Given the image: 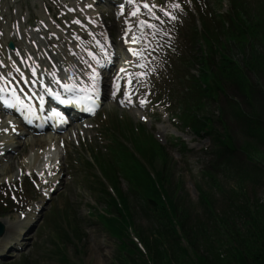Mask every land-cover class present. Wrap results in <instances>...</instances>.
<instances>
[{"label":"rangeland","instance_id":"obj_1","mask_svg":"<svg viewBox=\"0 0 264 264\" xmlns=\"http://www.w3.org/2000/svg\"><path fill=\"white\" fill-rule=\"evenodd\" d=\"M216 2L218 0H200V4H210V7ZM44 4V0H0V33L6 41L0 39V46L5 47L8 41H12L18 49L29 52L30 45L25 41H33L38 43L43 54L61 59L62 51L53 47L57 46V42L48 34L36 31L38 23L47 14ZM182 5V16L173 22V28L181 21L186 25L189 20L185 18L187 10L194 11L191 1L182 0ZM100 8L109 14L110 10L106 11L101 5L98 11ZM48 11V14L55 15V19L59 16L56 9ZM108 21L111 24L112 17ZM115 34L118 35V32ZM174 38L173 33V42ZM168 49L166 47L165 52ZM232 56L242 65V74L249 83L248 93L246 95L234 81L228 80L222 85L223 90L216 100L207 102L206 109L214 129L221 134L226 133L231 139L235 148L233 155L224 151L211 137H196L188 129L180 127L159 107L152 115L156 121L139 122L143 112L138 115L131 112L127 119L133 130L143 126L145 132L152 135L168 154L166 190L174 197L177 206L178 225L174 227L177 235L170 233L168 226H160L140 199L129 197L128 201L134 232L132 237H139L142 245H149L147 253L154 260L153 264H192L197 259L195 256L204 258L209 264H235L237 251H248L262 245L257 244V237L260 232L264 233V47L256 44L254 49L234 50ZM251 56L260 65L251 63L248 67L243 66V59L249 63ZM102 110L108 119H116V122L120 117H127L125 110L121 113V109L111 105L106 104ZM251 122L257 123L252 126L256 132L250 131ZM97 123H101L100 117ZM72 131L62 136L65 148L58 153L52 152L61 165V183L64 184L59 185L52 200L42 204L44 210L35 226L29 232L25 229L20 241L22 250L8 253L7 256L14 257L12 261L26 257L30 264H63L59 253L69 264H114L117 260L115 242L95 217V214H102L105 208L104 201L93 195L97 190L95 175L99 172L94 164L92 169L85 164L86 161L94 163L92 157L96 153L105 154L107 141L100 136L104 137L102 128L93 130L92 134ZM8 144L16 145V148L12 161L0 166V185L16 182L26 173L36 174L40 177L39 184H42L46 180L43 177H47L53 166L51 161H46L55 158L35 164L40 165L35 166L33 172H28L22 165L29 168L27 161L33 163L31 141L9 140ZM246 145L255 148L247 150L252 161L242 152V147ZM228 149L233 151L231 147ZM18 152L23 154L18 156ZM12 176L15 177L13 181L5 180ZM121 187L126 191L123 181ZM7 191L5 186L0 188L2 194ZM39 196L43 197L34 190L0 196V220L6 224L7 237L12 234L11 230L16 232L17 222L21 219L19 215L25 212V207L33 200L38 201ZM8 208L11 212L5 214ZM58 225L70 229L66 231L67 242L61 243V238L57 236ZM183 248H189L187 256L180 252ZM133 260L137 264L147 263L143 257H134Z\"/></svg>","mask_w":264,"mask_h":264},{"label":"trees","instance_id":"obj_2","mask_svg":"<svg viewBox=\"0 0 264 264\" xmlns=\"http://www.w3.org/2000/svg\"><path fill=\"white\" fill-rule=\"evenodd\" d=\"M210 16L200 17L201 31L199 34L194 32L192 36L194 42H202L205 51L189 59L192 60V63L195 61L197 63L195 64L197 77L189 73L193 82L178 98L180 114L177 118L196 134L213 135L215 140L220 141L219 134L213 129L211 120L199 117V113L203 110L204 101L214 98L216 91L220 90L221 77L228 79L231 76L238 80L240 76L237 66L230 59L222 55L217 62H214L211 54L218 52V49L225 51L227 45L223 44L224 42L236 44L240 48L249 43L264 46V0H257L256 3L250 2V0H228L225 14L212 13ZM221 37L224 39L223 43L219 41ZM251 59L254 57L251 56ZM198 79L199 84H197ZM239 83L243 87L247 85L244 79ZM133 142L134 152L149 164L155 160L160 161L161 170L157 172V178H153L134 153L116 138L113 140L109 157L101 160L102 163L99 166L101 172L113 187L118 202L110 196L105 187L101 186L98 197L104 200L106 211L103 215L97 214V219L116 242L118 254L116 264H128L129 261L132 264H137L133 258L142 259L143 257L141 249L130 237L129 229L132 226V218L128 197L124 196L119 188L117 173L126 181L129 194L138 197L143 205L152 211L160 226H168L170 233L177 235L172 223V220L176 218L177 207L165 195L162 187L164 181L162 169L166 163L163 150L152 139H136ZM220 142L225 143L227 148H233L228 138L224 137ZM247 158L250 159V155ZM98 185H101L100 182ZM258 243H262V245L248 251H237L234 257L235 264H264L263 232H260L257 237ZM147 246L144 244L146 251L149 250V245L147 244ZM187 250L183 248L180 249V252L187 256ZM195 257L197 259L192 264H209L204 258ZM148 259L150 263H154L153 259L150 257ZM21 264H27V262L23 261ZM143 264L147 263L143 262Z\"/></svg>","mask_w":264,"mask_h":264},{"label":"bare ground","instance_id":"obj_3","mask_svg":"<svg viewBox=\"0 0 264 264\" xmlns=\"http://www.w3.org/2000/svg\"><path fill=\"white\" fill-rule=\"evenodd\" d=\"M115 9H117V8H115ZM116 14L118 13V11L116 10V12H115ZM92 32V31H91ZM70 44H72L73 45V43H71L70 42ZM121 59H122V61H124L123 59H126L125 58V56H124V54H123V56H121ZM3 61V60H2ZM121 60L119 61V62H122ZM13 128H15L18 132H21L22 130L18 127V126H16V127H13ZM8 130V132H10V129H9V125H7V126H4V128H3V130H2V132L3 133H5L6 131ZM32 141H31V146H30V149L32 150L31 152H33V155H34V162L36 161H39L42 157H44L47 153H48V151H49V149L52 147V146H54V147H56V145L54 144V143H56V142H54V138H51V137H38V138H33V139H31ZM58 142V141H57ZM0 150H2V151H4L5 153H4V156H2V157H0V161L2 160L1 158H8V157H6L8 154H9V150H5V148H3V147H1L0 148ZM8 160H11V158H8ZM0 165H1V163H0ZM10 167V166H9ZM49 186V185H48ZM29 216H30V220H31V218L32 217H34L33 215H31V214H29ZM3 222V221H2ZM3 224H5L4 222H3ZM25 224H23V223H17V229H18V232L16 233V232H14V230H11L12 231V236H14L13 237V239H11V240H9L10 238H12V236L10 237V238H3L2 240H1V245H0V256L1 255H5L4 254V252H7L8 251V247L7 246H9V247H11V245H9V244H12V245H15V246H12L13 248L14 247H18L20 244H19V241H20V239H21V237L23 236V235H25L24 233L25 232H23V230H22V228L23 227H25L24 226ZM5 226H6V224H5ZM16 233V234H15ZM15 234V235H14ZM7 249V250H6Z\"/></svg>","mask_w":264,"mask_h":264},{"label":"snow or ice","instance_id":"obj_4","mask_svg":"<svg viewBox=\"0 0 264 264\" xmlns=\"http://www.w3.org/2000/svg\"><path fill=\"white\" fill-rule=\"evenodd\" d=\"M129 3L133 4L134 6V10L130 13L131 16H137L140 12V8L141 6L146 9L149 13L150 16H152L153 18L159 20L160 17L156 16L155 15V12L153 11L154 8H156L157 6L156 5H150L149 3L145 2V0H141V3H137V0H128ZM175 7H179V5H174ZM124 8V5L122 4L121 5V9ZM163 10V9H162ZM165 15H171V13H168V12H165ZM173 19H175L176 17H172ZM77 23H79V21H76ZM139 24L144 27H148V28H155L156 25L155 24H152V23H149L148 21L146 20H139ZM19 71V69H17ZM123 71V69L121 70ZM93 72L95 73V69H93ZM33 74H35V70L33 69ZM93 79V85H92V90L93 91H96L97 88H98V81H99V73H95V75L92 77ZM27 82V81H25ZM76 86L73 84V85H68V84H65L64 85V88L67 90V91H72ZM116 88L117 90H119V85H116ZM50 91V89H49ZM63 103H69L70 101H62ZM123 102V101H122ZM141 103H145V101H141Z\"/></svg>","mask_w":264,"mask_h":264},{"label":"water","instance_id":"obj_5","mask_svg":"<svg viewBox=\"0 0 264 264\" xmlns=\"http://www.w3.org/2000/svg\"><path fill=\"white\" fill-rule=\"evenodd\" d=\"M3 232H4V228H3V226L0 225V236L3 235Z\"/></svg>","mask_w":264,"mask_h":264}]
</instances>
